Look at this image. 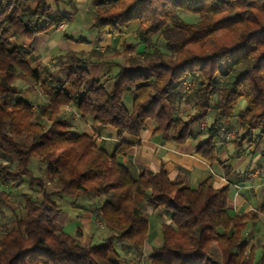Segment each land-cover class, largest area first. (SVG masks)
<instances>
[{"label": "trees", "instance_id": "trees-1", "mask_svg": "<svg viewBox=\"0 0 264 264\" xmlns=\"http://www.w3.org/2000/svg\"><path fill=\"white\" fill-rule=\"evenodd\" d=\"M61 2L77 10L73 0H0V185L29 189L21 195L26 215L15 216L14 226L0 235V264H120L115 241L140 255L148 215L135 202L138 194L170 220L161 225V243L149 264H264V246L257 259L256 247L243 235L248 218L264 214V202L257 213H234L229 187L214 188L211 176L190 188L169 180L163 169L135 177L117 158L131 146L126 139L139 137L151 122L153 133L170 132L177 144L191 140L195 153L214 163L215 144L234 129V117L230 142L238 155L249 147L264 155V0H90L91 29L111 37L132 32L141 50L123 44L122 50L67 53L55 75L42 74L27 62L30 50L12 40L32 39L64 23L67 15L50 4ZM183 13L197 15V21L184 20ZM220 31L225 37H216ZM121 51L128 57L116 73L91 75L92 59ZM15 72L34 82L46 102L32 110L18 99ZM127 94L133 95L130 104ZM240 99L245 108L237 114ZM185 104L192 114H179ZM65 105L87 121L114 127L118 144L108 152L96 145L94 134L73 133L70 117H62ZM33 156L45 162V175L56 177L58 190L44 189L29 167ZM53 195L103 196L99 219L112 234L83 245L77 230L70 235L56 228L62 209ZM1 196L10 193L0 190ZM213 242L218 256L209 248Z\"/></svg>", "mask_w": 264, "mask_h": 264}, {"label": "crops", "instance_id": "crops-1", "mask_svg": "<svg viewBox=\"0 0 264 264\" xmlns=\"http://www.w3.org/2000/svg\"><path fill=\"white\" fill-rule=\"evenodd\" d=\"M75 5L77 10L66 14L67 20L57 28L44 34L35 35L32 39L12 40L13 43L30 50L27 62L31 68L38 69L42 74L55 75L57 73L56 64L59 61H65L67 53L88 55L92 50L103 52L106 48L120 49L123 44L128 46L136 44L132 32H128L116 37L118 40L116 45L93 44L94 47H92L80 35L81 18H79L80 21L77 19L76 22L73 21L75 16L81 13V8L76 2ZM108 36L111 41L115 38ZM140 47V45H135L136 50H141ZM93 61L96 62L93 63ZM117 64L119 62L114 58L92 59L88 70L95 79H103L116 73ZM29 84L21 87L15 86L16 96L18 99L29 102L32 110H35L37 106L45 103L46 99L37 90L35 84L32 87L31 83ZM111 85L112 81L108 83V88H111ZM132 97L131 94L124 97L127 104L131 103ZM71 119L73 120L71 127L75 134L88 133L87 128L92 126L94 136L99 138V140H95L98 147L111 152L118 144L117 131L114 127L100 126L93 122H91L92 125L86 124L87 120L82 117L80 120L76 119L73 115ZM231 125L234 127V124ZM153 129L154 124L148 122L139 137H128L126 140L131 143V146L123 156L117 157L121 163L128 167L133 176L137 177L143 172H158L163 169L169 180L180 182L183 186L190 188L196 187L204 178L211 176L214 188L229 187L228 205L234 213L258 212L264 202V155L253 153L252 147L238 155L237 150L230 142L231 139H225L223 134L221 140L215 144L218 161L209 163L195 153V142L188 140L185 143L177 144L173 141L170 132L153 133ZM201 139L203 140V138ZM134 199L136 204L148 215V228L140 248V256L143 259L144 257L149 258L153 248L161 243V225L170 221L169 216L160 208L149 207L140 194L135 195ZM74 205L81 208V211L69 213L62 210L56 226L70 235H75L77 230V239L83 245L93 243L96 233L93 229L96 230L99 227L98 210H92L90 204ZM71 225L74 231L69 232L68 228ZM99 228L105 229L104 227ZM122 250L123 253L133 254L131 251ZM119 262L121 264H138L131 258Z\"/></svg>", "mask_w": 264, "mask_h": 264}, {"label": "rangeland", "instance_id": "rangeland-1", "mask_svg": "<svg viewBox=\"0 0 264 264\" xmlns=\"http://www.w3.org/2000/svg\"><path fill=\"white\" fill-rule=\"evenodd\" d=\"M75 1L79 8H81V13L79 15H76L73 21H77L79 20V18H81V26L82 29L80 31V35H82L83 38H85L89 43L93 46V44L96 45H106V44H112V45H116L118 40L117 38H113L114 40L111 41L110 37L103 33H98L96 30L91 29L89 27L90 25V20H91V8H90V0H73ZM54 12H60L63 14H69V13H73V11L68 8L67 5H65L64 3H58L57 5H54L52 3H50ZM182 18L188 22H196L197 21V15H191V14H186L183 13L182 14ZM77 19V20H76ZM80 21V20H79ZM136 24H133V26ZM85 26V27H84ZM227 34L226 31H220V32H216L215 35L217 38L220 37H225L224 35ZM211 38V37H210ZM208 38V39H210ZM210 41V40H209ZM213 39L211 40V42L207 45L204 46L205 48H209V46L213 45L214 42H212ZM141 48V47H140ZM188 48H190V50H199L198 48V44H190L188 46ZM122 50V49H121ZM128 57V53L121 51V53L118 56H112L110 54L105 55V59H112L114 58V60H116L117 62H119V64H124L125 61L127 60ZM14 78L12 80V84L14 86L17 87H21L24 86L26 84L31 83V87L34 85V82H32L29 78L25 77L22 73L18 74V72H15L14 74ZM20 78V79H19ZM28 81V83H27ZM187 81L186 85L189 87L191 86L190 82ZM30 85V84H29ZM35 87L37 88V90H39L38 86L35 84ZM40 92V90H39ZM245 108V101L243 99H240L236 108H235V113L239 114L242 113L244 111ZM37 109V108H35ZM61 113H62V117H70L73 115L76 119H81V115L76 111V109L73 106L70 105H65L63 107L60 108ZM184 113H188V114H192L194 112V109L191 107V105H183L180 110H179V114H183ZM41 120L44 121L43 117H38ZM186 118V116L184 117ZM70 125L73 123V120H70ZM45 127H47L49 125L48 122H44ZM86 124H90L92 125V123L89 121L86 122ZM206 124V120H203L201 125H205ZM231 124H234V129L229 130L227 133L224 134L225 139H232L235 133V125L237 124V118L234 117L233 120L231 121ZM92 127V126H91ZM89 127L87 128V132L90 134H94V130ZM233 127V125H232ZM72 129L73 132V128L70 127ZM232 137V138H231ZM24 138V136H22L20 139ZM95 140H99L98 137H95ZM30 169L33 171V174L35 176H39L44 180V189L47 190L48 192H54L56 190H58L57 187V179L56 177L53 178H48L45 175V162L42 161L41 159L33 156L30 158V164H29ZM35 188H33L34 190H38V187L36 185H33ZM0 190L4 191V192H8L10 193V196L7 198H4L3 196L0 197V235H5V233H7V231L12 228L14 226L15 223V216H25L26 212L23 211L22 206L24 204L23 199L21 198V195L23 193H28L29 189L27 184H22L21 186L15 188L13 185L10 184H4V185H0ZM36 196V193L34 194ZM53 199L57 202L58 206L64 210V211H68L70 212H80L81 208L75 206L74 204H86L89 205L92 210H94L95 208H97V216L99 219V216L101 215V209H100V205L102 204L103 201V196H99V197H95L93 195H87V196H83V197H79V198H71V197H67V196H58V195H53ZM250 213V212H249ZM17 214V215H16ZM74 214V213H73ZM31 218H37L39 215L37 213H32L29 215ZM73 226L71 225L68 230H70L69 232L74 231ZM99 227H104L105 229H100ZM99 227H97V229H93L96 233H95V237L93 239V243H101L103 241V239L105 238V236H108L109 234H112L111 231H109V229L105 226V224L103 222L100 221L99 219ZM57 228V226H56ZM243 235L245 236V238L250 242L251 245L256 247V258L259 259L261 254H262V246H264V214H260L258 215L257 218H253V219H249L246 221V225L243 229ZM252 241V242H251ZM209 248L212 251L213 254L217 255L218 253V249H217V244L215 242L210 243L209 244ZM123 246L119 241H115V250L118 252L119 258L118 261H127L129 258L133 259L136 263L138 264H149L150 262V258H145L143 259V257H141L140 255H137L135 253H123ZM209 250V251H210ZM218 256V255H217ZM140 261V263H139ZM134 262V263H135ZM120 263V262H119ZM121 264V263H120Z\"/></svg>", "mask_w": 264, "mask_h": 264}, {"label": "built area", "instance_id": "built-area-1", "mask_svg": "<svg viewBox=\"0 0 264 264\" xmlns=\"http://www.w3.org/2000/svg\"><path fill=\"white\" fill-rule=\"evenodd\" d=\"M186 85V84H185ZM187 86V85H186ZM203 125H201V128H202Z\"/></svg>", "mask_w": 264, "mask_h": 264}]
</instances>
